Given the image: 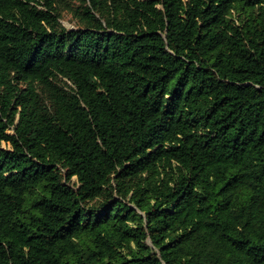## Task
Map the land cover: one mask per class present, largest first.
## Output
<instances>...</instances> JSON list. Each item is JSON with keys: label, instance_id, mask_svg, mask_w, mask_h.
I'll list each match as a JSON object with an SVG mask.
<instances>
[{"label": "trees", "instance_id": "1", "mask_svg": "<svg viewBox=\"0 0 264 264\" xmlns=\"http://www.w3.org/2000/svg\"><path fill=\"white\" fill-rule=\"evenodd\" d=\"M0 264H264V0H0Z\"/></svg>", "mask_w": 264, "mask_h": 264}, {"label": "rangeland", "instance_id": "2", "mask_svg": "<svg viewBox=\"0 0 264 264\" xmlns=\"http://www.w3.org/2000/svg\"><path fill=\"white\" fill-rule=\"evenodd\" d=\"M67 1V0H66ZM70 1L74 7L78 6L80 4V0H68ZM62 16H61V22L66 27H74L77 24L76 18L74 17L73 11L70 9L69 6L62 4Z\"/></svg>", "mask_w": 264, "mask_h": 264}]
</instances>
